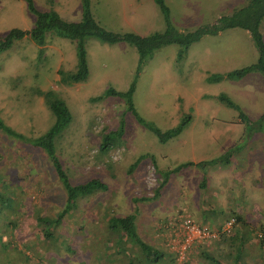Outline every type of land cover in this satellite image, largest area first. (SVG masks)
<instances>
[{
	"label": "rangeland",
	"instance_id": "rangeland-1",
	"mask_svg": "<svg viewBox=\"0 0 264 264\" xmlns=\"http://www.w3.org/2000/svg\"><path fill=\"white\" fill-rule=\"evenodd\" d=\"M163 1L171 27L191 30L208 26L246 0ZM32 4L37 9L52 8L68 20L79 17L80 0H33ZM157 7L154 0H89L88 4L92 18L103 28L139 34L163 28ZM32 18L24 0H0V35L12 26L27 28ZM259 30L264 41V20ZM36 49L23 36L0 51V118L24 135L15 137L0 130V264H173L169 247L172 223L182 213L192 220V212L215 221L211 229H217L234 213L241 219H234L227 233L192 246L185 264H212L204 255L216 264H264V242L258 246L264 236V120L258 126L249 125L240 119L239 110L215 98L218 92H225L245 117L254 120L264 109V75L251 70L240 78L214 83L205 80L208 75L255 59L246 30L229 27L203 35L178 61H174L175 44L161 45L136 71L137 54L131 44L104 43L86 36L87 74L76 82L62 78L74 65L69 39L47 31L39 54ZM132 80L133 106L143 119L165 129L189 115L177 135L160 142L126 109L120 96L95 98L109 86L125 90ZM46 90L63 99L71 113L70 121L54 138L55 153L69 181L95 176L107 185L78 198L76 207L58 222L52 219L64 203L65 190L45 152L29 140L53 121L40 93ZM117 127L116 144L100 150L102 132ZM228 148V159L216 165L181 166L170 171L164 181L158 172L180 163L216 158ZM139 155L143 156L137 159ZM222 167L227 180L220 189L207 172ZM225 189L230 190L225 194L228 201L217 204L215 193ZM141 196L149 198L153 208L143 212V219L149 222L153 212L162 221L158 231L154 225L152 232L139 234L137 218L134 220L137 237L162 251L158 260L149 263L135 246L105 225L108 215L129 209L140 218L137 202L146 198H133ZM172 200L179 205L169 216ZM224 204L238 210H223Z\"/></svg>",
	"mask_w": 264,
	"mask_h": 264
},
{
	"label": "trees",
	"instance_id": "trees-1",
	"mask_svg": "<svg viewBox=\"0 0 264 264\" xmlns=\"http://www.w3.org/2000/svg\"><path fill=\"white\" fill-rule=\"evenodd\" d=\"M33 0H24L25 9L33 16L32 23L25 29L19 27H9L2 35H0V51L7 48L12 40L20 37H28L36 46V53L39 54L42 50V44L45 41V34L47 31L52 32L58 36L66 37L72 42L74 49V65L73 68L66 71L62 78L67 82H76L85 78L87 74V65L85 60L84 38L92 36L100 42L114 43L117 41H124L131 44L137 54L136 67L150 56L151 52L164 44L173 43L176 45L174 53V61H178L185 56L186 50L190 44L197 41L203 35H209L219 30L229 27H239L247 31L249 38L255 48V59L239 68H233L224 72L213 73L205 77L209 83H214L222 78H240L251 70H258L264 75V41L262 34L259 30V25L264 20V0H246L239 7L232 9L229 12L223 13L215 18V20L208 26H200L191 30H175L171 27L168 20L167 5L163 0H154L158 6V10L162 16L163 28L161 30H152L143 34L136 33L132 30L125 31H112L100 26L91 16L88 4L89 0H80L79 4V17L76 20H68L61 17L54 9H37L32 4ZM134 90V80L129 82L125 90H116L109 86L100 95L95 98H100L104 94H111L120 96L126 109L129 110L136 120L142 125L151 130L160 142L177 135L182 128L186 126L189 121V115H185L175 125L160 129L151 121L143 119L135 110L132 102V93ZM43 95L46 106L53 114L52 123L39 135L30 138V142L41 148L49 162L51 163L57 178L60 180L62 187L65 190L64 203L62 207L56 212L53 217L54 222H58L59 218L65 216L71 209L77 205V200L80 197H85L96 192L99 189H105L106 183L98 177H89L88 179L76 183L69 181L66 171L63 168L58 156L55 153L54 138L58 136L62 129L70 121L71 113L65 101L59 97L51 96V91L46 90L40 92ZM215 98L223 104L239 110L238 115L240 119L247 122L249 125L258 126L261 124L260 120H264V109L260 115L251 120L242 114L237 103H235L230 96L225 92H218ZM0 130L15 137L24 138L20 132L13 130L10 126L6 125L0 118ZM120 134V127L102 132L99 142V149L102 151L107 150L112 145L116 144V137ZM231 148L226 149L222 155L206 161H199L196 163L186 162L176 165L174 168L165 170L158 169L164 181L170 171L185 166L203 167L204 165H216L221 160H227L230 156ZM143 155L137 157L140 158ZM136 159V160H137ZM153 166L156 167L153 156L149 157ZM156 193V191H155ZM147 197L141 196L139 199ZM235 221H239L241 216L234 213ZM107 228L119 237L123 236L126 240L135 244L140 252L144 255V261L149 263L159 259L162 255L161 251L156 250L148 243L139 239L138 234L134 228V215L131 213L117 215L110 214L106 218ZM222 234V233H220ZM264 242V236L260 237L258 246ZM212 264H216L215 260L204 255Z\"/></svg>",
	"mask_w": 264,
	"mask_h": 264
},
{
	"label": "built area",
	"instance_id": "built-area-1",
	"mask_svg": "<svg viewBox=\"0 0 264 264\" xmlns=\"http://www.w3.org/2000/svg\"><path fill=\"white\" fill-rule=\"evenodd\" d=\"M234 219L231 216L217 229H211L194 223L188 214H179L176 221L172 223L173 237L169 245L173 254V264H185L187 262V252L192 246L214 240L219 233H227ZM257 235L262 236V233L258 232Z\"/></svg>",
	"mask_w": 264,
	"mask_h": 264
},
{
	"label": "crops",
	"instance_id": "crops-1",
	"mask_svg": "<svg viewBox=\"0 0 264 264\" xmlns=\"http://www.w3.org/2000/svg\"><path fill=\"white\" fill-rule=\"evenodd\" d=\"M219 135V134H218ZM213 136V135H212ZM213 138L215 139L216 138V136H213ZM194 163V162H193ZM156 164V163H155ZM157 165V164H156ZM193 167H195V166H193ZM158 168V167H157ZM225 167H222V168H219L217 171L215 170H208V172H207V176L208 177H210V178H212L213 179V181H215V182H217V185L219 186V188L220 189H223V188H225V186L223 185V182H225L226 180H227V173L225 172ZM160 170H162V169H160ZM228 191H230V190H228V189H225L224 191H218V192H216L215 193V198H214V200L217 202V204H219L222 200H224V201H228V198H227V196L225 195L226 193ZM224 194V197H222V195ZM140 198V197H139ZM139 198H133L134 200H136V199H139ZM232 198H234V197H232ZM148 199L149 198H146V200H142V201H140V202H137V203H140V211H139V215H140V218L138 217V215H137V213H135V216H134V220L137 218V225H136V229H138L139 230V234H140V231L141 232H152V230H154V225L157 227V228H155L156 229V231H158V228H159V223H161L162 221H161V218H157L158 216H155L154 217V214H153V212H151V216H153V218H151L150 219V221L149 222H146L143 218H144V211H147L148 210V207H150V209H153L152 208V206L150 205V203L148 202ZM230 199V198H229ZM147 201V202H146ZM155 202V201H154ZM130 204V203H129ZM188 204V206H189V208H190V205L191 204H189V203H187ZM177 205H179V203L177 202V200H172V202H171V204L169 205V210H168V207L167 208H165L166 210H168L169 211V216L170 215H173L174 214V209L176 208V206ZM220 205H221V203H220ZM193 206H197V205H194L193 204ZM224 206V209L223 210H228L229 212H230V209H231V211H237L238 210V208H236V206H227V204H224L223 205ZM130 211H132V209L130 210H127V212H124V213H122V214H117V213H115V214H117V215H123V214H128V213H130ZM219 211H222V209H221V207H220V209H219ZM190 213V212H189ZM131 214H133V213H131ZM134 215V214H133ZM192 220L195 222V223H198V224H201V225H206L207 227H209V228H213V227H210V225L212 226L213 225V223L215 222V221H213L212 219H206V217L204 216V215H201V214H199L198 215V212L197 213H194V212H192ZM109 216V215H108ZM107 218V217H106ZM106 218H105V225H106V228H107V220H106ZM134 220H133V223H134ZM217 221V220H216ZM135 224H136V221H135ZM153 226V227H152ZM219 227V226H218ZM134 228H135V226H134ZM108 229V228H107ZM135 229V230H136ZM161 229H162V227H161ZM109 230V229H108ZM138 230H136V231H138ZM138 233V232H137ZM125 239V238H124ZM126 240V239H125ZM117 241H120V240H117ZM117 241H114L113 242V246H114V243H116ZM128 241V244H131V245H133V246H135V244H132L129 240H127ZM124 242V241H123ZM148 243V242H147ZM149 245H151L153 248H155L156 250H158V251H161V250H159V249H157V247H155L156 245H153V244H151V243H148ZM136 247V249H137V251L139 252V254H140V256H141V258L144 260V255H143V253L142 252H140V250L137 248V246H135ZM162 252V251H161ZM203 255V254H202ZM154 262V261H153ZM129 264V261L128 262H126L125 264ZM140 263V262H139ZM138 263V264H139Z\"/></svg>",
	"mask_w": 264,
	"mask_h": 264
}]
</instances>
